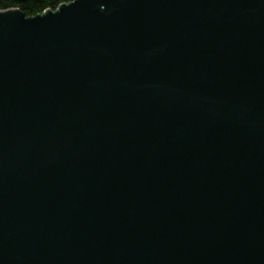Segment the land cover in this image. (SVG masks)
Here are the masks:
<instances>
[{"label":"water","instance_id":"water-1","mask_svg":"<svg viewBox=\"0 0 264 264\" xmlns=\"http://www.w3.org/2000/svg\"><path fill=\"white\" fill-rule=\"evenodd\" d=\"M0 264H264V0L0 12Z\"/></svg>","mask_w":264,"mask_h":264},{"label":"trees","instance_id":"trees-1","mask_svg":"<svg viewBox=\"0 0 264 264\" xmlns=\"http://www.w3.org/2000/svg\"><path fill=\"white\" fill-rule=\"evenodd\" d=\"M75 0H0V12L19 10L26 18H35L48 11L55 12Z\"/></svg>","mask_w":264,"mask_h":264}]
</instances>
